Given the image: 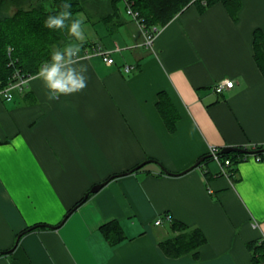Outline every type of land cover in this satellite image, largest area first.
<instances>
[{
  "label": "crops",
  "instance_id": "crops-1",
  "mask_svg": "<svg viewBox=\"0 0 264 264\" xmlns=\"http://www.w3.org/2000/svg\"><path fill=\"white\" fill-rule=\"evenodd\" d=\"M90 24L85 40L111 50L115 63L83 57L82 91L49 100L34 75L11 100L0 97V251L12 248L0 264H252L247 243L264 240V152L248 154L233 175L212 159L181 174L158 163L177 173L210 146H264V74L254 55L264 0H242L237 19L222 2L190 4L158 26L152 47L130 16L112 33ZM224 79L234 86L216 92ZM160 92L178 114L174 130ZM148 159L158 163L125 173ZM175 219L206 235L198 259L160 247L175 235ZM109 220L122 226L117 244L102 233ZM38 223L57 227L29 231L15 245Z\"/></svg>",
  "mask_w": 264,
  "mask_h": 264
},
{
  "label": "trees",
  "instance_id": "trees-1",
  "mask_svg": "<svg viewBox=\"0 0 264 264\" xmlns=\"http://www.w3.org/2000/svg\"><path fill=\"white\" fill-rule=\"evenodd\" d=\"M65 2L71 5L69 11H71L73 19H81L79 14L85 10L83 0H0V85H6L13 78L16 70L25 76L36 75L41 64L50 60L53 50L63 48L74 41L68 35L67 29L52 30L44 26L46 18L61 11V5ZM217 2L224 3L231 16L234 19L238 18L242 0H110V9L103 17L95 21L91 20L90 17L82 20L83 23L92 24L102 22L112 33L124 20L125 16H123L119 6L120 3H123L126 13L130 5L133 10L138 12L140 22L146 28L151 29L166 25L190 4H196L204 9ZM27 4L29 7L25 6ZM127 15L129 14L127 13ZM92 46L93 43L89 40H84L81 44L82 49ZM254 55L264 74V33L260 28H256L254 31ZM166 98L165 92L159 93L158 107L168 129L174 130L178 114L168 107ZM245 147L261 149L264 146ZM219 153L222 159H229L228 172L230 175L235 174L236 165L249 156L236 151L224 153L222 148H220ZM262 153L260 151L255 156L261 158ZM210 159H213L211 155L201 163ZM92 193L88 190L65 214L62 221ZM43 227L46 226L35 224L25 228L19 234L22 236L29 231ZM171 227L175 235L159 241L163 252L170 257H179L191 253L195 259H198L199 249L207 240L204 232L198 227H190L176 219L173 220ZM101 230L112 244H117L125 239L122 226L117 220H109L103 223ZM247 246L251 251L252 264H264V240H251Z\"/></svg>",
  "mask_w": 264,
  "mask_h": 264
},
{
  "label": "clouds",
  "instance_id": "clouds-1",
  "mask_svg": "<svg viewBox=\"0 0 264 264\" xmlns=\"http://www.w3.org/2000/svg\"><path fill=\"white\" fill-rule=\"evenodd\" d=\"M70 8L71 5L65 2L61 11L49 15L44 21L48 29H67L68 35L76 41L53 50L50 60L43 62L36 73L35 78L42 80L48 90L49 100L80 92L87 86V69L81 64L80 56L81 44L85 40L83 20L73 19Z\"/></svg>",
  "mask_w": 264,
  "mask_h": 264
},
{
  "label": "built area",
  "instance_id": "built-area-1",
  "mask_svg": "<svg viewBox=\"0 0 264 264\" xmlns=\"http://www.w3.org/2000/svg\"><path fill=\"white\" fill-rule=\"evenodd\" d=\"M127 13L137 22V24L143 29L144 36H145V45L147 47H152L153 41L155 39V36L158 32L157 27H152L151 29L146 28L143 23L140 22L138 19V12L133 10L130 5L127 8ZM92 55H99L102 60L107 63V64H113L115 63V59L112 56V52L109 49L104 48L102 45H94L92 47H87L83 51L80 52V56L83 57H90ZM133 66L130 65H125L124 66V71L125 72H130ZM34 75H29L25 76L22 73L19 72V70H16L13 78L6 84V85H0V97H4L6 100H11L14 96V92L16 91H22L30 81V79ZM234 86V80L232 79H224L218 81L214 85V89L216 92H222L225 88H231ZM220 148L216 146H210V155L211 157L216 160L220 166L221 170L224 173H228L227 168L230 166V161L229 159H222L220 156ZM259 159V157H256ZM156 224H161L162 219L158 218L155 221Z\"/></svg>",
  "mask_w": 264,
  "mask_h": 264
},
{
  "label": "rangeland",
  "instance_id": "rangeland-1",
  "mask_svg": "<svg viewBox=\"0 0 264 264\" xmlns=\"http://www.w3.org/2000/svg\"><path fill=\"white\" fill-rule=\"evenodd\" d=\"M85 10L84 12H81L79 14V17L81 19H85L87 17H90L91 20H98L99 18L103 17V15L107 14L109 9H110V0H83ZM26 7H29L28 4L25 5ZM121 12L123 16L129 17L126 13V8L124 7L123 3L119 4ZM102 23V22H98ZM103 24V23H102ZM83 28H84V34H85V39H90L94 34V29L93 26L88 22L83 23ZM76 42V41H73ZM71 42V43H73ZM211 162H217L216 160L212 159ZM218 164V162H217ZM64 218V216L61 218V220ZM152 224H154V221L152 220ZM167 228H169L168 224H166ZM169 231L172 233L173 232L169 229Z\"/></svg>",
  "mask_w": 264,
  "mask_h": 264
},
{
  "label": "water",
  "instance_id": "water-1",
  "mask_svg": "<svg viewBox=\"0 0 264 264\" xmlns=\"http://www.w3.org/2000/svg\"><path fill=\"white\" fill-rule=\"evenodd\" d=\"M233 151H236V152H242V153H245V154H256L260 151L264 152V147L261 148V149H254V148H247L245 146H225L222 148V152L224 153H229V152H233ZM210 157V154H207L205 156H202L200 157L198 160H196V162H194L191 166H189L186 170H183L181 172H177V173H174V172H171L169 170H167L162 164L158 163L156 160L154 159H148V160H145L144 162L142 163H139L138 165H136L135 167L131 168L130 170H128L127 172L125 173H129V172H132L134 171L135 169H138L139 167L143 166L145 163L147 162H150V161H153V162H157L161 169L165 172V173H168V174H181V173H184L196 166H198L202 161H204L206 158ZM118 174H115V175H112L110 176L108 179H106L105 181L103 182H100L98 184H95L94 186H92V188L90 189L91 192H97L98 190H100V188L105 185L111 178L117 176ZM37 225H44L48 228H54V227H57L56 225H50V224H37ZM35 227V226H34ZM20 234L17 236L16 240H15V245L17 244V242L19 241V238H20ZM12 251V248L11 249H8V250H2L0 251V254H5V253H9Z\"/></svg>",
  "mask_w": 264,
  "mask_h": 264
}]
</instances>
